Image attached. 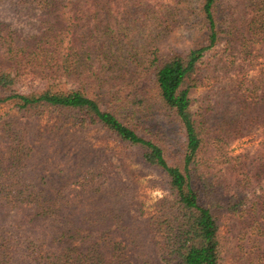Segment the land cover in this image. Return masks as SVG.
Wrapping results in <instances>:
<instances>
[{
	"label": "trees",
	"instance_id": "1",
	"mask_svg": "<svg viewBox=\"0 0 264 264\" xmlns=\"http://www.w3.org/2000/svg\"><path fill=\"white\" fill-rule=\"evenodd\" d=\"M19 1L39 6L40 26L35 36L20 40L0 23V54L13 71L0 67V105L10 103L23 112L47 107L72 115L78 130H101L134 150L142 165L165 175L170 199L160 200L153 214L132 218L123 196L126 188L102 181L101 160L93 157L88 163L95 150L81 146L79 131L56 126L53 133H43V146L51 136L50 155L45 156L52 169L32 161L27 156L32 151L15 134L10 145L0 146V264H220L219 217H250L249 228H256L257 241L264 242V141L251 157L225 153L243 130H264V69L247 77L264 62V0H172L164 10L151 0ZM61 7H69L72 16L65 32L58 27ZM185 8L202 41L185 53L161 51L153 40L159 31L169 30V20ZM120 10L125 17L120 21H135L137 29L149 26L151 35L127 42L126 28L116 26ZM219 43L239 64L231 84L222 87L223 103H228L224 116L209 127L212 108L193 111L191 94L203 75L201 59ZM97 56L105 67L136 69L123 96L127 115L103 108L77 90L3 94L14 82L13 74L26 71L54 82L77 79ZM156 109L172 114L181 128V166L170 165L166 144L144 136V125L136 122L146 111L151 122ZM9 131L4 129V139ZM206 143L228 167L226 185L232 186V195L214 177L196 172L194 165ZM67 171L72 176L65 179ZM6 172L13 175L3 177ZM23 172L28 178L19 177ZM221 191L226 196L223 204L217 200L219 207L206 201L209 196L215 200Z\"/></svg>",
	"mask_w": 264,
	"mask_h": 264
},
{
	"label": "rangeland",
	"instance_id": "2",
	"mask_svg": "<svg viewBox=\"0 0 264 264\" xmlns=\"http://www.w3.org/2000/svg\"><path fill=\"white\" fill-rule=\"evenodd\" d=\"M19 0H0V23L6 24L11 32L16 33L20 40L33 37L37 34L40 26L39 17L41 10L39 6H26ZM157 3L162 10L166 5L172 2V0H151ZM187 3L192 0H185ZM229 2L235 3L233 0ZM69 7H61L59 9L58 27L62 31H67L72 24V16L69 13ZM118 23L125 27L124 36L127 42H136L145 38V36L151 35V29L148 26L137 29V22L130 21L129 25H126L127 21L123 20L122 10L118 12ZM175 15L173 19L169 20V30L159 31V37L155 38L154 45L161 51L168 48H173L182 53L187 52L202 40L200 39L201 33L194 28L189 21L191 17L187 18L188 9H183L181 14ZM3 35L2 27H0V36ZM126 40L123 41L126 43ZM3 52V51H2ZM1 53V50H0ZM6 56L0 54V67L4 72H13L9 69L4 61ZM102 57H95L93 63L83 73L80 78L77 79H64L63 81L54 82L51 80L43 81L37 76L31 75L26 71H23L17 76H13L14 82L10 89L3 94L10 95L11 92L19 94H37L43 91L51 92H66L71 90H77L89 97L94 98L100 103L103 108L117 110L118 112L127 115L129 110L124 108L123 96L127 90V84H129V75L133 74L136 69L131 65L124 66L121 69L119 66H104L102 65ZM234 63L232 68H225L229 63ZM239 61L233 59V55H230L229 51L223 43H219L218 46L207 51L204 57L201 59L199 65L200 70L203 72L200 82L197 88L192 92L191 99L192 110L207 107L212 108L213 112L208 117V126L214 125L218 119H221L224 114L226 101L223 103L222 87L231 84L230 79H234L238 71ZM257 70L248 72L247 77L252 78L255 76L259 69H264V62H259L256 68ZM116 77L113 80H106L110 77ZM147 78V77H146ZM150 83V82H149ZM147 84V89L150 85ZM116 96L113 97L112 94ZM2 94V95H3ZM221 97V99L219 98ZM220 103V104H219ZM153 118L149 122L151 117L148 111L139 114L135 118L137 123L144 125L143 135L147 138L152 137L155 141L166 144L167 146V160L172 166H181L182 159L178 152L181 147L184 137L179 124H177L172 114L156 109L153 113ZM119 115V114H118ZM171 115V116H170ZM125 118L122 115H119ZM146 117H149L146 119ZM68 128L70 131H79L77 134L81 139V146L87 148L91 146L95 152L89 154L90 161L92 163L93 157L97 160H101L102 164V181L110 187L119 188L121 185L126 188L123 196L126 199V203L130 204V215L132 218L147 217L154 213L156 205L163 199H170V193L168 191L167 179L165 175L158 173L155 170L149 169L139 162L138 156L135 151L115 141L112 137H109L104 132L95 128H88L84 130L76 129L73 124L72 115L66 114L65 116L59 111L49 109L47 107H35L28 111H19L10 103L0 105V146L4 143L6 146L10 145L11 141L15 138V134L19 135V139L23 141L27 149L32 151V155L27 154L39 167L43 169L49 168L52 164L50 159H46L45 155H50L51 147L48 146L51 143V136L46 138V145H42L43 133L49 135L54 132L55 127ZM10 128V131L6 133V139L2 137L4 129ZM243 135L231 141L228 147L225 149V153L228 157H237L244 155L251 157L257 151L260 143L264 141V130L258 126H253L250 129L243 130ZM83 140V141H82ZM85 144V145H84ZM88 149V148H87ZM222 161L214 151V148L209 144L203 147L197 157V162L194 165L196 172L209 175L208 177H214L216 183L222 184L221 186L228 187L229 172L228 167L225 164H221ZM221 164V165H220ZM51 167V166H50ZM50 169V168H49ZM52 169V167H51ZM55 176H58L56 172ZM11 172H6L2 176H12ZM66 177L72 176L70 172H64L62 175ZM19 177L24 179L28 178V174L23 172L19 174ZM61 178V175L59 176ZM261 185L264 187V180ZM232 186L227 188V192L231 191ZM224 192L209 196L206 201H213L216 205L219 199V204H223V197L226 196ZM209 205V204H208ZM218 205V204H217ZM216 205V206H217ZM219 207V205H218ZM220 211L219 208L216 210ZM250 217L243 215L238 217H219V239L221 242V255L220 264H262L264 258V242L257 241L256 231L254 228L251 230L248 226ZM253 225V224H252ZM251 225V226H252ZM256 227V225H254Z\"/></svg>",
	"mask_w": 264,
	"mask_h": 264
}]
</instances>
